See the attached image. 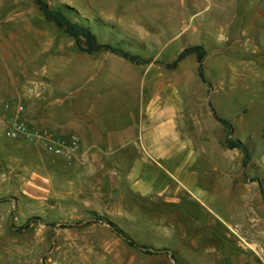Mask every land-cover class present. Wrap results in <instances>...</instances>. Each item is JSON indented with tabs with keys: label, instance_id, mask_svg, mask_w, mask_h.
<instances>
[{
	"label": "rangeland",
	"instance_id": "374dc122",
	"mask_svg": "<svg viewBox=\"0 0 264 264\" xmlns=\"http://www.w3.org/2000/svg\"><path fill=\"white\" fill-rule=\"evenodd\" d=\"M47 2L89 25L99 42L149 62L86 53L33 0H0V264H224L229 253L235 264H264V0ZM197 44L207 83L195 55L175 69L163 65ZM142 90L145 98L151 90L170 95L193 148L191 184L177 182L169 201L109 196L104 187L75 195L72 188L59 200L61 159L7 134L14 122L38 126L48 106L98 102L107 115L122 112L138 105ZM209 105L247 145L246 166L226 147ZM109 222L154 253L129 245Z\"/></svg>",
	"mask_w": 264,
	"mask_h": 264
},
{
	"label": "crops",
	"instance_id": "0c3cea01",
	"mask_svg": "<svg viewBox=\"0 0 264 264\" xmlns=\"http://www.w3.org/2000/svg\"><path fill=\"white\" fill-rule=\"evenodd\" d=\"M163 96L151 90L147 99L142 90L135 108L122 112L115 108L108 115V107L98 102L42 108L35 119L38 126H29L47 132L42 143L69 148L71 137H77L72 160L59 157L63 179L59 200L65 201L72 188L75 195L104 187L100 191L109 196L116 191L135 199L164 195L169 201L180 189L177 182L182 187L191 184L186 178L193 175L189 171L193 148L181 134L178 108L171 106L169 94ZM32 142L41 144L39 139ZM173 168L182 175H174ZM228 255L224 264H235Z\"/></svg>",
	"mask_w": 264,
	"mask_h": 264
},
{
	"label": "trees",
	"instance_id": "16d2710c",
	"mask_svg": "<svg viewBox=\"0 0 264 264\" xmlns=\"http://www.w3.org/2000/svg\"><path fill=\"white\" fill-rule=\"evenodd\" d=\"M34 4L37 6L39 11L41 12L45 21L53 23L57 27H59L63 33L73 38L78 49L86 52V53H94L99 51L110 52L116 54L118 56L123 57L124 59L129 60L132 63L140 64L147 63L149 59L141 58V56L137 54L130 53L118 46H114L109 42H99L97 40L96 34L91 30L89 25L83 24L82 22L72 19L69 15H67L62 8L54 7L51 8L47 2V0H33ZM205 49L202 45H189L182 48L176 57L171 61L164 63L163 65L168 69H175L180 61H182L185 57L189 55H195L196 58V70L198 77L204 83H207L203 71H202V62L205 56ZM210 106V110L212 112L213 117L219 121L226 130V138L225 145L231 149H238L243 154L242 165L246 166L248 159L250 158V152L245 143L238 139L231 138L230 135L232 133V124L226 119L218 116L214 110V108ZM252 180H255L252 178ZM260 193L262 200L264 202V192L262 186H260ZM6 201V197H1L0 202ZM30 219L28 218L23 224L17 227V230L27 229L30 225ZM109 224L113 227L114 231L122 236L125 241L131 246H138L143 249L147 253H154L150 251V249L144 245H136V242L126 234L121 228L116 226L113 222H109Z\"/></svg>",
	"mask_w": 264,
	"mask_h": 264
},
{
	"label": "built area",
	"instance_id": "2783aa9c",
	"mask_svg": "<svg viewBox=\"0 0 264 264\" xmlns=\"http://www.w3.org/2000/svg\"><path fill=\"white\" fill-rule=\"evenodd\" d=\"M7 128V134L10 137L20 136L27 141L39 139L41 141L43 149L46 152L54 156L61 157L67 162H70L72 160L73 151L78 147L77 137L74 135L71 137V143L69 145V148H65L64 146L55 145L52 143H42V140H44V137L47 135V132L31 129L22 122H14L10 127Z\"/></svg>",
	"mask_w": 264,
	"mask_h": 264
},
{
	"label": "water",
	"instance_id": "95a60500",
	"mask_svg": "<svg viewBox=\"0 0 264 264\" xmlns=\"http://www.w3.org/2000/svg\"><path fill=\"white\" fill-rule=\"evenodd\" d=\"M168 254L171 255V251L170 250H168Z\"/></svg>",
	"mask_w": 264,
	"mask_h": 264
}]
</instances>
